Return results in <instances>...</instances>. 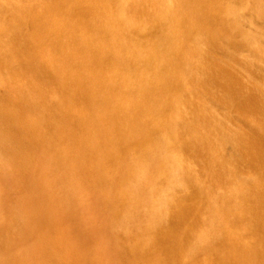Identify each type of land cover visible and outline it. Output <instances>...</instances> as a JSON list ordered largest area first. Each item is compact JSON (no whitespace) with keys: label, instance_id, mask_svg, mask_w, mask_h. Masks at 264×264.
Listing matches in <instances>:
<instances>
[{"label":"rangeland","instance_id":"374dc122","mask_svg":"<svg viewBox=\"0 0 264 264\" xmlns=\"http://www.w3.org/2000/svg\"><path fill=\"white\" fill-rule=\"evenodd\" d=\"M218 1L199 48L214 42L230 70L227 53L264 55L253 34L264 32L259 0ZM172 10L166 0H0V114L11 116L0 124V264H242L224 259L211 232L208 142L180 124L192 107H211L190 50L196 31L185 23L195 25L177 27ZM237 22L246 33L232 39ZM170 29L189 49L160 73L161 89L148 56H163ZM32 62L44 69L28 70ZM183 206L189 217L179 225L172 216ZM166 232L175 252L165 256Z\"/></svg>","mask_w":264,"mask_h":264},{"label":"bare ground","instance_id":"6f19581e","mask_svg":"<svg viewBox=\"0 0 264 264\" xmlns=\"http://www.w3.org/2000/svg\"><path fill=\"white\" fill-rule=\"evenodd\" d=\"M174 1H178V11L175 12L172 10L174 8ZM166 2L168 7L175 14L177 27L183 22L194 23L195 29H192L191 26H188V23H185L187 29L189 28V30L196 31V36L193 34L190 50H194L192 52L199 55V61L197 62L199 66L197 68L199 71H202L201 76H207L206 82L207 86H209L207 89L209 93L205 92V94H207L205 97L211 110L206 112L205 107L207 106L204 104L198 109L192 107V111L190 113L187 111V116L182 117L183 119L180 117L179 120L184 130L193 131L200 136L199 138L203 139L202 142L199 141L202 145L208 142L207 144L210 147L211 232L216 236L217 246H219V248L221 247L222 256L225 260L230 262H232V260H239L242 264H264L263 52L260 50V54L254 56L247 51L239 52L235 50L232 53H227L228 56L230 55L231 61V58L234 57V61H232L234 65L231 66L232 70L223 65H219L218 61L226 59L225 56L227 55L223 56L214 51L217 47L212 45L214 42L210 41L207 46L208 50L206 47L205 49L199 48L204 41L205 43L203 45L206 46V39H211L213 35L212 26L214 25L213 18H215L214 11L217 9L215 5L216 2L219 1L166 0ZM259 2V7L263 8L264 3L262 4V0H259ZM263 11L264 9L262 12ZM238 18L243 20L246 18V15L241 13ZM235 27L236 31L233 33L232 39L246 33V24L237 22ZM183 34L184 32H181L179 29H170L167 35L172 36V38L170 39L169 37L165 39L167 50L164 51L163 56L155 54L156 52L153 51V49L150 52L148 60L153 64H149L157 69L154 75L156 78L153 82L154 86L161 89L167 87L164 83L165 78L163 74L174 71L172 65L175 54L184 55L185 50L187 51V49H189V46L186 47L183 45L185 43L184 38H182ZM253 34L264 39V32L257 31ZM17 43L18 47H20V51L26 49L25 42H18L17 39ZM182 49H184V51ZM97 50L99 53H102L101 49L97 48ZM205 50L207 52H205ZM237 55H242L244 69H239L237 67ZM236 59L237 61H235ZM201 60L205 62H203L202 65L200 64ZM156 63L157 65H155ZM30 64L31 65L25 66L30 71L34 70L38 72L43 68L40 63L32 62ZM161 72H163V74H160ZM114 80L115 79H111L109 82L112 89L115 86ZM127 87H129L128 89L130 90V88H133V85L129 84ZM148 90L147 87L143 85L138 89V99L144 96L141 105L146 104V101L148 102ZM116 96L109 97L110 100L109 98L107 99V102L111 103L113 107L118 105ZM47 114L50 116L49 113ZM16 115H18V113H16ZM5 117L0 114L1 125L4 124V120L7 121L11 116L5 115ZM117 117L119 116L117 115ZM116 119H114L115 122L118 120ZM192 119L193 122H191ZM190 122L194 124V130L193 128L190 129L192 127ZM23 128L25 127H22V129ZM2 130L5 134V130ZM27 131H30L28 127L25 132ZM52 132L53 131H51V133ZM207 133L209 137H206L205 140L204 137ZM195 134L191 135L194 138L193 141L195 140ZM190 141L193 143V145L190 143L192 146L189 145ZM190 141L185 147H182L184 148L183 150L186 151L194 147L195 141ZM37 142L38 141L33 138L29 140L26 145L29 149H33ZM178 162L179 164L181 163L180 161ZM195 176L197 175L191 177L193 178ZM197 179L194 178L193 180L198 181ZM183 187H185V185ZM183 187L181 186V188ZM181 191H185V189ZM200 191H202V189H200ZM185 194L187 193L185 192ZM161 197H163V201L167 200L165 196ZM180 210L181 211L176 210V216L175 214L172 216V218L175 217V223L179 225L189 217L188 208L183 206ZM166 233V235L162 233L165 236L159 241L160 252L164 253L165 256L175 252V248H172L169 240V236L173 238V233ZM162 234H160V236Z\"/></svg>","mask_w":264,"mask_h":264}]
</instances>
